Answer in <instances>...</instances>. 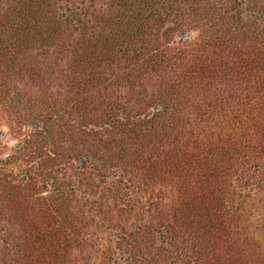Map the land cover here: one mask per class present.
<instances>
[{
    "label": "trees",
    "instance_id": "1",
    "mask_svg": "<svg viewBox=\"0 0 264 264\" xmlns=\"http://www.w3.org/2000/svg\"><path fill=\"white\" fill-rule=\"evenodd\" d=\"M5 128L0 264H264V0H0Z\"/></svg>",
    "mask_w": 264,
    "mask_h": 264
},
{
    "label": "rangeland",
    "instance_id": "2",
    "mask_svg": "<svg viewBox=\"0 0 264 264\" xmlns=\"http://www.w3.org/2000/svg\"><path fill=\"white\" fill-rule=\"evenodd\" d=\"M0 132H3L4 133V136H5V134L7 132V129L5 128V129H3V131H0ZM4 136H2L1 138H3ZM15 143H16L15 140H8V141H6V144H7L8 148H11Z\"/></svg>",
    "mask_w": 264,
    "mask_h": 264
},
{
    "label": "water",
    "instance_id": "3",
    "mask_svg": "<svg viewBox=\"0 0 264 264\" xmlns=\"http://www.w3.org/2000/svg\"><path fill=\"white\" fill-rule=\"evenodd\" d=\"M2 136H4V133H3V132H0V138H1Z\"/></svg>",
    "mask_w": 264,
    "mask_h": 264
}]
</instances>
